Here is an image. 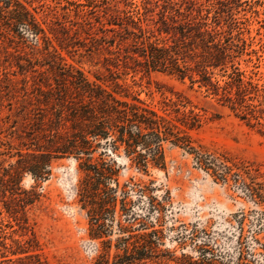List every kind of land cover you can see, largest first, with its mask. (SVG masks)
I'll return each mask as SVG.
<instances>
[{
	"label": "rangeland",
	"instance_id": "obj_1",
	"mask_svg": "<svg viewBox=\"0 0 264 264\" xmlns=\"http://www.w3.org/2000/svg\"><path fill=\"white\" fill-rule=\"evenodd\" d=\"M17 1L41 33L0 21V264H94L102 254L111 264L124 247V264H264V140L197 84L126 58L135 43L164 36L161 15L198 12L232 45L226 73L237 68L264 86V0ZM77 73L118 99H138L189 146L167 141L163 168L150 157L138 168L123 147L94 142L91 164L112 169L100 185L84 182L73 155L16 175L47 146ZM215 74L221 83L223 72ZM193 115L198 124L188 129ZM91 189L113 199L96 219Z\"/></svg>",
	"mask_w": 264,
	"mask_h": 264
},
{
	"label": "trees",
	"instance_id": "obj_2",
	"mask_svg": "<svg viewBox=\"0 0 264 264\" xmlns=\"http://www.w3.org/2000/svg\"><path fill=\"white\" fill-rule=\"evenodd\" d=\"M173 12L175 15H161V26L156 32L163 37L135 43L132 55L126 58L147 73H166L180 80L186 78L190 85L197 84L199 89L227 107L236 118L255 128L264 140V86L251 79L244 80L237 68L226 73L225 64L231 58L232 45L217 25L207 24V19L201 18L198 12L193 16L191 12ZM0 21L13 30L24 28L34 37L41 33L34 17L17 0L2 2ZM216 70L223 72L222 84L216 78ZM77 74L69 80L70 88L66 89L71 95L64 97L55 110V128L47 136V146L44 150L35 151V160L20 161L16 175L23 172L34 175L43 169L49 159L58 155H73L77 161H82L80 167L85 172L84 182L100 185L108 178L104 171L111 172L109 176H112V169L91 164L94 142L103 140L112 151L123 147L126 157L138 168H146L147 157L155 166L163 168V143L167 141L174 146H189L187 136L176 131L168 120L138 99H118L116 92L107 90L102 84L89 82L81 73ZM120 88L121 85L115 84V89ZM188 120V129L197 126L196 115ZM91 191L94 193L88 203V214L96 219L112 206L113 199L102 197L97 189ZM79 192L81 196L85 189ZM123 252V257L111 264H124L131 259L127 247ZM150 254L151 251L145 253L144 258H149ZM35 264L43 263L35 260ZM94 264H109L107 255H100Z\"/></svg>",
	"mask_w": 264,
	"mask_h": 264
}]
</instances>
